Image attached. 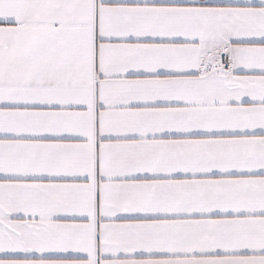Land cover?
Here are the masks:
<instances>
[{"label":"snow or ice","instance_id":"1","mask_svg":"<svg viewBox=\"0 0 264 264\" xmlns=\"http://www.w3.org/2000/svg\"><path fill=\"white\" fill-rule=\"evenodd\" d=\"M0 264H264V0H0Z\"/></svg>","mask_w":264,"mask_h":264}]
</instances>
